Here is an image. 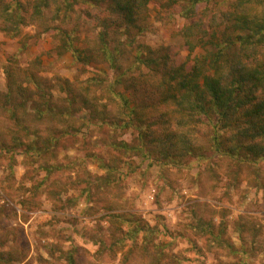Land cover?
Returning a JSON list of instances; mask_svg holds the SVG:
<instances>
[{"label":"rangeland","instance_id":"obj_1","mask_svg":"<svg viewBox=\"0 0 264 264\" xmlns=\"http://www.w3.org/2000/svg\"><path fill=\"white\" fill-rule=\"evenodd\" d=\"M17 1L0 0V10L24 16L13 25L0 13V264H156L158 255L163 264H264V157L245 146L223 154L210 105L211 123L202 117L193 128L141 119L163 109L162 73L137 56L168 54L169 66L189 69L203 46L188 49L183 27H216L221 37L237 0L200 3L188 18L176 1L152 0L137 6L134 23L106 0L97 10L85 0L63 20L88 64L63 50L54 5ZM252 2L264 24V2ZM36 3L46 16L33 13ZM109 16L114 71L99 48ZM44 97L72 100L75 118L50 119ZM50 136L58 141L48 151L32 146Z\"/></svg>","mask_w":264,"mask_h":264},{"label":"trees","instance_id":"obj_2","mask_svg":"<svg viewBox=\"0 0 264 264\" xmlns=\"http://www.w3.org/2000/svg\"><path fill=\"white\" fill-rule=\"evenodd\" d=\"M95 1L99 3L96 5L92 2L91 5L93 8L97 6V10L101 6L99 4L105 0ZM106 1L113 14L122 15L127 23H134L137 6L147 4L152 0ZM174 1L181 8V15L188 18L196 14L198 4L208 3L210 0H172V2ZM256 1L264 2V0ZM20 3L21 1L18 0L17 4ZM39 3H43V5L51 4V6L56 7L52 19L62 20L63 26H59V29L56 28L58 31L54 30L58 33L57 35H60L63 50L73 49L78 54L77 59L84 64H88L89 57L85 54L82 56V52L78 48L74 49L73 39L79 36H74V30L68 29L63 20V16H67L68 13L72 16L69 10L72 9L73 11L79 4L84 6L87 1L40 0ZM38 4L36 3L33 13L40 18L46 16ZM249 5H253L252 0L234 1L232 10L231 5L229 6L223 13L222 19L228 22V26L226 30L221 32V37H218L216 27H212V32L202 25L198 26L196 23L183 27L188 49L193 51L196 43L201 41L203 46V52L193 58L189 69L186 67V61L180 62L177 66H169L166 60L168 54L162 58L153 55L137 56L138 61L148 65L149 68L161 69L162 73V79L158 81L159 86L157 87L159 88L158 99H160L159 102H161L163 109L154 108L156 112L150 113L145 119L140 117L142 121L150 120L148 122V126H150V124H161L176 120L178 124L183 123L193 128L196 125L195 122H200L202 117H205L211 123L209 118L211 117L209 115L210 105L216 108V123L213 126L215 131L214 140L219 148L224 142H228L229 148L227 146L226 152H222L223 154L235 156L234 153L240 152L239 146H245L257 158L264 157V28H262L264 24L257 19V15L250 14ZM3 9L0 10V13L6 17V23L12 21L13 25H16L18 22L24 21L22 14L13 16L6 6H3ZM16 10L19 11L18 8ZM112 21L110 16L107 17L104 20L103 29L100 30L98 35L100 38L99 48L105 57V62L109 64V69L114 71L117 66L116 50L111 48L106 41L107 35H105L109 33L108 28L112 26ZM16 27L10 26V29H16V32H18L19 29ZM197 36L200 37L197 39ZM205 36L208 38L205 39ZM149 52L150 54L153 53L152 50H149ZM34 83L37 85V82L34 81ZM63 88L66 91L69 89L65 86ZM40 95H47V93L42 91ZM30 96L32 95L30 94ZM123 98L126 100V97L123 96ZM45 99L47 100L43 102V105L48 110L47 113H51L50 119L57 118L58 121L64 123L75 118L73 112L75 106L72 100L61 99L62 101L56 100V103L51 97ZM70 106H73V109ZM45 109L39 107L38 114H47ZM133 120L134 118H130V123H133ZM66 125L64 127H67ZM63 132L67 133L66 130ZM221 136H224L222 140H220ZM45 140L47 144L42 145L38 140L36 145L35 141L32 142V146L37 150L48 151L58 141L52 136ZM184 143L187 145V141H184ZM120 145L124 148L127 147L128 143L120 142ZM191 148L189 146V150L186 152H189ZM106 167L108 171L113 169L109 165ZM204 227L207 229L206 232L213 233L210 224L207 223ZM136 231V229L131 231V235H134ZM158 257L159 259H154L156 264H163V256L158 255Z\"/></svg>","mask_w":264,"mask_h":264},{"label":"clouds","instance_id":"obj_3","mask_svg":"<svg viewBox=\"0 0 264 264\" xmlns=\"http://www.w3.org/2000/svg\"><path fill=\"white\" fill-rule=\"evenodd\" d=\"M250 8H254L255 5H249ZM261 7H264V5H261Z\"/></svg>","mask_w":264,"mask_h":264}]
</instances>
